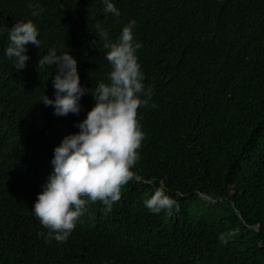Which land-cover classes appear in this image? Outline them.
Listing matches in <instances>:
<instances>
[{"label":"trees","instance_id":"1","mask_svg":"<svg viewBox=\"0 0 264 264\" xmlns=\"http://www.w3.org/2000/svg\"><path fill=\"white\" fill-rule=\"evenodd\" d=\"M112 2L119 17L102 0H0V27L32 20L41 41L19 72L0 36V264H264V0ZM132 20L152 93L138 109L140 159L112 212L88 205L59 242L32 210L54 148L94 100L53 115L41 101L54 98L56 70L38 59L66 49L83 86L107 83L99 31L115 42ZM161 182L178 207L155 214L144 201Z\"/></svg>","mask_w":264,"mask_h":264},{"label":"clouds","instance_id":"2","mask_svg":"<svg viewBox=\"0 0 264 264\" xmlns=\"http://www.w3.org/2000/svg\"><path fill=\"white\" fill-rule=\"evenodd\" d=\"M102 2L105 13L120 16L112 0ZM29 7L33 16L42 11L38 4L30 2ZM135 24V20L129 21L115 42L108 40L107 30L100 29L111 71L107 83L99 82L94 88L81 84L77 59L66 49L58 52L56 47H50L38 59L40 69L47 66L56 70L52 80L54 98L44 94L41 101L53 108V115L79 116L82 97L90 94L94 100L86 118L76 124L78 132L66 135L54 148L53 171L37 194L32 210L49 235L59 242L67 241L88 205L99 201L104 214L111 213L121 199L123 186L134 177L144 139L138 109L152 99L137 55L142 45L135 39ZM3 35L9 41L4 53L20 72L31 59L27 45L40 48L39 30L32 20L18 21L11 28L0 27V36ZM144 204L155 214L178 207L163 182Z\"/></svg>","mask_w":264,"mask_h":264},{"label":"water","instance_id":"3","mask_svg":"<svg viewBox=\"0 0 264 264\" xmlns=\"http://www.w3.org/2000/svg\"><path fill=\"white\" fill-rule=\"evenodd\" d=\"M204 199L208 200V201H211L210 198L206 197V196H203Z\"/></svg>","mask_w":264,"mask_h":264}]
</instances>
